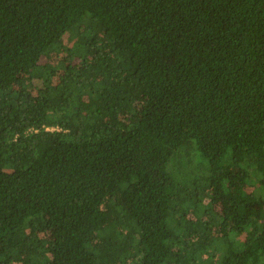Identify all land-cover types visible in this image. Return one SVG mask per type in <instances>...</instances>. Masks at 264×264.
Instances as JSON below:
<instances>
[{"label":"trees","instance_id":"trees-1","mask_svg":"<svg viewBox=\"0 0 264 264\" xmlns=\"http://www.w3.org/2000/svg\"><path fill=\"white\" fill-rule=\"evenodd\" d=\"M0 264H264V0H0Z\"/></svg>","mask_w":264,"mask_h":264},{"label":"built area","instance_id":"built-area-1","mask_svg":"<svg viewBox=\"0 0 264 264\" xmlns=\"http://www.w3.org/2000/svg\"><path fill=\"white\" fill-rule=\"evenodd\" d=\"M46 130H53V129H46Z\"/></svg>","mask_w":264,"mask_h":264}]
</instances>
